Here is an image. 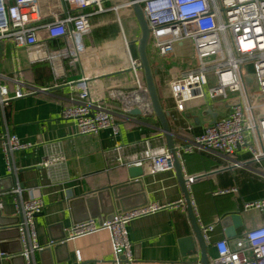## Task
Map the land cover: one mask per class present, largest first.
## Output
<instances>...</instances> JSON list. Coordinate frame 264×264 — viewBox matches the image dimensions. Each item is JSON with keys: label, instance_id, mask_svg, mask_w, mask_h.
I'll list each match as a JSON object with an SVG mask.
<instances>
[{"label": "crops", "instance_id": "obj_1", "mask_svg": "<svg viewBox=\"0 0 264 264\" xmlns=\"http://www.w3.org/2000/svg\"><path fill=\"white\" fill-rule=\"evenodd\" d=\"M125 1V2H124ZM127 0L104 2V13L91 18V32L84 36L86 50L79 60H36L26 48H17L11 41H0V84L7 85L11 96L17 84L10 79L18 77L24 89L37 92L20 99H12L0 107V135L4 130L16 135L22 142L34 144L33 148L15 154L17 175L24 197H41L44 211L36 217L39 242L43 246L62 237L88 213V203L82 198L98 197L108 204L110 194L106 190L122 186L130 181L129 168L117 159L135 161L143 159L148 146L153 150H168L161 123L155 114H124L119 105L112 104L119 134L110 129L99 135H80L73 121L61 117L62 109L72 104L74 84L88 78L93 97L107 99L111 89L131 90L136 87L131 69V57L140 59L139 41L141 29L133 7L125 6ZM119 7L118 11L114 8ZM125 11L123 16L121 11ZM88 8L86 14L95 12ZM40 44L48 45V53L62 49L69 42L49 39L45 31L39 32ZM71 46V44H70ZM148 57L155 83L174 134L175 148L188 144L201 135L216 120L228 116L237 95L228 93V99L195 100L187 104L185 111L177 109L170 84L186 71L198 65L196 49L191 41L175 47L173 53L161 56L148 46ZM243 78L249 89H256L252 68ZM142 77L145 81L144 72ZM216 80L211 78V84ZM51 146H58L66 157L62 167L46 169L41 166ZM121 147L120 151L116 149ZM251 154L246 148L237 150L231 161L246 162ZM180 163L185 177H195L189 193L200 227L215 226L207 256L211 264L218 256L215 243L229 238L222 226V219L239 215L241 224L234 228L236 238L244 239L247 232L264 226V212L245 209V204L264 199V161L261 165L230 166V160L218 152L183 153ZM146 170V169H145ZM15 181L9 176L0 143V202L2 216L17 217L14 196L10 193ZM237 189V193L227 192ZM129 206L147 201V206H168L128 224L129 240L134 245L136 264H202L198 242L194 236L176 172L156 175L145 172L141 189L130 186L120 191ZM101 200V198H100ZM98 200V204H101ZM117 200L113 202L116 203ZM119 213L115 210V214ZM10 227V226H9ZM4 227L8 252L18 255L22 244L11 239L10 228ZM190 238V239H188ZM188 239V243H182ZM185 245H195V252ZM44 256L35 253L36 264H114L110 234L102 231L68 241V247H60ZM80 253L81 260L78 258ZM14 257V256H10ZM1 264H11L10 258H2ZM14 264H25L17 259Z\"/></svg>", "mask_w": 264, "mask_h": 264}, {"label": "built area", "instance_id": "obj_2", "mask_svg": "<svg viewBox=\"0 0 264 264\" xmlns=\"http://www.w3.org/2000/svg\"><path fill=\"white\" fill-rule=\"evenodd\" d=\"M109 0H0V41H11L17 48H26L34 59L51 63L60 59L78 61L86 48L85 35L92 29L91 18L104 13V2ZM144 12L149 30V45L161 56L174 52L176 45L191 41L196 49L198 65L170 84L177 109L185 111L187 104L195 100L228 99V93L237 95L231 113L194 137L188 144L176 148L180 160L183 153L218 152L230 160V166L240 168L246 165H261L264 161V116L256 110V94L261 93L264 106V0H137ZM134 2L127 0L125 6ZM95 8L91 14L84 13ZM119 7L114 10L118 11ZM45 31L51 40H65L66 47L48 53V45L40 44L39 32ZM71 44V46H70ZM251 67L256 89H249L243 74ZM131 69L135 75L136 87L131 90L111 89L107 99L93 97L88 78L74 84L72 104L62 109L61 117L73 121L80 135H99L110 129L119 134L112 104H118L124 114L134 109L145 115L154 114L149 108L150 99L146 83L142 77L140 59L131 57ZM211 78L216 80L211 84ZM1 79V76H0ZM17 86L11 96L7 85L0 84V107L12 99H20L37 92L24 89V82L18 77L10 79ZM1 149L10 177L15 181L11 190L19 222L16 227L23 245L21 256L25 264H36L35 253L50 245L39 242L36 217L45 209L41 197H24L21 188L15 154L34 147L32 143L22 142L18 136L4 130L0 135ZM246 148L251 158L242 163L231 161L237 150ZM118 147L116 150L120 151ZM66 157L58 146H51L41 166L46 169L62 167ZM120 165L144 167L148 174L156 175L173 172L174 164L168 150H153L148 146L143 159L124 161ZM145 170V172H146ZM264 179V170L261 172ZM188 188L196 180L185 177ZM232 193H237L233 189ZM184 205L183 201L174 204ZM168 206H145L115 214L103 222L88 220L75 224L67 235V241L86 237L102 231L110 234L114 264H136L133 244L129 240L128 224L133 220L153 214ZM3 203L0 202V211ZM245 209L264 212V199L245 204ZM0 225V231L3 229ZM205 242L211 243L215 226L201 227ZM245 239L250 247L246 250L232 251L226 239L215 243L218 256L211 264H264V226L247 232ZM242 246V243H239ZM2 256V254H0ZM78 258L81 260L80 253Z\"/></svg>", "mask_w": 264, "mask_h": 264}, {"label": "water", "instance_id": "obj_3", "mask_svg": "<svg viewBox=\"0 0 264 264\" xmlns=\"http://www.w3.org/2000/svg\"><path fill=\"white\" fill-rule=\"evenodd\" d=\"M133 3V11L135 14V17L138 21V24L141 29V38L139 41V55H140V61L142 63V70L144 72V77H145V83L147 87V92L148 96L150 99V106L149 108L153 111V113L158 117L162 131L164 133V136L167 140V147L168 151L171 155V158L173 160L174 164V169L176 172L177 179L179 181V184L182 188L183 196H184V205L186 206L189 219L191 222L192 230L194 233V236L188 239L190 241L192 239H195L198 242V247L201 252V257H202V264H210L209 258L207 256V245L203 237V233L201 230V227L198 223V220L195 215V211L192 205V200L191 196L189 193V188H188V181L185 178L182 170V166L180 163V160L178 159L176 155V148H175V142H174V134L171 131L170 124H169V113L166 111L165 107L162 104L160 94L158 92L156 83H155V78H154V73L153 69L148 57V46H149V40H150V30L144 15V12L142 10V7L140 4L137 2V0H130ZM130 113L132 114H141V111L138 109L132 110ZM129 176H130V181L127 184H124L122 186L118 187H113L112 190H106V193L112 195L110 196V200L108 204L102 200V197L104 195L103 191H100L98 193V197H88V198H82L81 201H85L88 203V208L89 211L85 215L83 219L77 220L75 224H79L81 222H85L91 219L98 220L99 222H103L107 220V218L110 215H113L115 210H118L119 213L121 212H127L136 208H141L147 206V201L140 202L137 205L129 206L127 205L126 197L130 196H123L122 193H120L121 190L126 189L130 186H138L141 189L142 181L145 177V169L144 167H130L129 168ZM101 198V200H100ZM114 200H117L116 203L113 202ZM98 200H100L101 204H98ZM112 217H110L111 219ZM19 217H4L2 216V212L0 211V225L2 227H9L10 229L8 231H11V233L14 235L11 237V239L17 240V242L21 243L20 240V233L16 225L19 222ZM222 226L226 229V234L229 238H234V240L230 243V248L232 251H241V250H246L250 247L249 242L247 239H242V238H236V233L234 231V228H237L241 224L240 216L239 215H231L228 217H225L222 219ZM231 225L234 226V228H231ZM5 231L3 229L0 231V242L4 240H8V238L4 237ZM188 239H183L182 243H188ZM53 245L46 247L44 250L40 251V255L44 256L47 253L52 252V248L55 247V251L59 249L60 247H68V241H67V235L66 233L58 238L52 241ZM239 243H242V246H239ZM6 243H0V264L2 262V258L9 259L10 258V263L14 264V262L17 261V259H21L24 261V258L21 256V253L23 251V245L22 249L20 250L19 253H16L18 255H13L12 253L8 252L7 248L5 245ZM22 244V243H21ZM187 248L186 250H189L191 252H195V245H185ZM14 256V257H10ZM25 263V261H24Z\"/></svg>", "mask_w": 264, "mask_h": 264}, {"label": "rangeland", "instance_id": "obj_4", "mask_svg": "<svg viewBox=\"0 0 264 264\" xmlns=\"http://www.w3.org/2000/svg\"><path fill=\"white\" fill-rule=\"evenodd\" d=\"M124 12H125L124 10L121 11V13H122L121 15L122 16L124 15L123 14ZM247 69H250V68L249 67L245 68V70H244V74L245 75L248 73ZM256 96H257V99H256V101L254 103V106H255L256 110L260 113V116L263 117L264 116V106L261 105V97H262V95H261V93H257Z\"/></svg>", "mask_w": 264, "mask_h": 264}]
</instances>
